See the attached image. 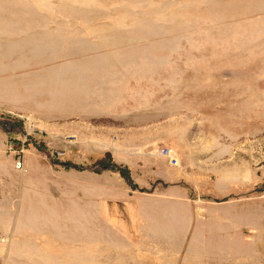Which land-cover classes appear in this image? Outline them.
I'll return each instance as SVG.
<instances>
[{
	"label": "rangeland",
	"instance_id": "rangeland-1",
	"mask_svg": "<svg viewBox=\"0 0 264 264\" xmlns=\"http://www.w3.org/2000/svg\"><path fill=\"white\" fill-rule=\"evenodd\" d=\"M164 147L229 241H104V183L150 192ZM45 200L90 223L18 221ZM0 264H264V0H0Z\"/></svg>",
	"mask_w": 264,
	"mask_h": 264
},
{
	"label": "crops",
	"instance_id": "crops-1",
	"mask_svg": "<svg viewBox=\"0 0 264 264\" xmlns=\"http://www.w3.org/2000/svg\"><path fill=\"white\" fill-rule=\"evenodd\" d=\"M104 146H107L105 140ZM108 148L113 151L116 161L120 150L119 144L109 143ZM161 157L163 158L154 165L155 169H159V172H156L157 170L155 172L160 183L146 194L137 196V192H127V198L124 195V185L114 181L112 184L104 183V194L108 195V199H104V241L119 240L127 234L129 236L126 238L131 237L133 240L156 239V234H163L168 239L182 243L188 240L195 244L202 238L209 237H213L214 240L229 241L231 232L235 228L231 223L233 215L230 208L235 203L225 201L221 204L206 205L201 200L189 197L187 176L184 171L178 164L173 165L166 157L162 155ZM177 160L180 161L179 156ZM161 165H164L163 171H160ZM28 169L35 170V174L28 179L29 184L33 185L34 181L39 180L38 168L29 161ZM49 169L50 174L56 171L52 167ZM104 178L105 182V174ZM85 208L86 214L88 209H92V207ZM124 209L130 211L128 221L125 220L126 217L120 215V211L124 212ZM89 214L91 217L92 212ZM21 215L18 220L21 224L28 222L32 225L27 223L28 226H39L37 229L52 235L76 232L78 224L90 223L89 215H86L85 220L78 221L75 205L64 203L59 206L50 200H45L41 204L28 201L22 208Z\"/></svg>",
	"mask_w": 264,
	"mask_h": 264
},
{
	"label": "built area",
	"instance_id": "built-area-1",
	"mask_svg": "<svg viewBox=\"0 0 264 264\" xmlns=\"http://www.w3.org/2000/svg\"><path fill=\"white\" fill-rule=\"evenodd\" d=\"M160 154L163 155V156L168 157V160H169V162L171 164L176 165L178 163V160L176 158L177 155H176V153L171 148H166V147L161 148ZM17 165H21V162L18 161L17 162Z\"/></svg>",
	"mask_w": 264,
	"mask_h": 264
},
{
	"label": "trees",
	"instance_id": "trees-1",
	"mask_svg": "<svg viewBox=\"0 0 264 264\" xmlns=\"http://www.w3.org/2000/svg\"><path fill=\"white\" fill-rule=\"evenodd\" d=\"M120 171L122 172L123 177L125 176L126 178H128L129 175L126 169H121Z\"/></svg>",
	"mask_w": 264,
	"mask_h": 264
}]
</instances>
